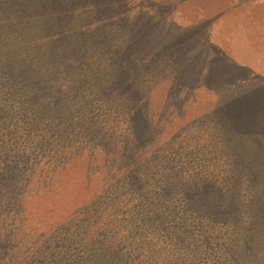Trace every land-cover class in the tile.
I'll use <instances>...</instances> for the list:
<instances>
[{"label": "trees", "instance_id": "1", "mask_svg": "<svg viewBox=\"0 0 264 264\" xmlns=\"http://www.w3.org/2000/svg\"><path fill=\"white\" fill-rule=\"evenodd\" d=\"M176 1L0 0V264H133L140 246H121L143 228L174 243L167 264H264V77L173 23ZM165 83L203 132L174 141L194 163L216 145L227 166L163 153L149 97ZM203 90L215 105L185 120ZM72 179L77 198L94 188L81 207L64 201Z\"/></svg>", "mask_w": 264, "mask_h": 264}, {"label": "rangeland", "instance_id": "2", "mask_svg": "<svg viewBox=\"0 0 264 264\" xmlns=\"http://www.w3.org/2000/svg\"><path fill=\"white\" fill-rule=\"evenodd\" d=\"M170 1L169 3H171ZM177 4L173 8L171 21L182 28H188L191 32L203 29L208 35L206 38L210 39L211 42L216 45L221 51L230 56L238 64L248 68L253 73H258L264 77V0H177ZM170 5V4H169ZM203 23L201 26L200 24ZM208 24V25H206ZM199 26V27H198ZM203 26V27H202ZM169 83H165L162 86L156 88L149 97V104L151 112L154 117V122H159V128L162 129L166 138H174L176 135L187 128L184 123L180 124L177 113L174 110V106L171 101L168 102V91ZM188 102L183 107V112L185 120L194 118L197 115L200 116L206 113L210 108L215 105V98L207 91H198L196 93L195 103ZM191 134L203 135L201 130H197L196 127L188 128ZM214 139V137H212ZM170 140L168 142V153L165 154H175V160H179L183 167L187 165L193 172L200 169L201 166L213 163V165L227 166V160L223 155L219 154L218 146H211L207 149V155L201 157L198 162L194 163L195 160L191 158L192 145L186 141H174ZM18 144L15 152L19 151V141L16 140ZM166 145V144H165ZM79 146V145H78ZM0 147L3 149L4 144L1 141ZM164 147V146H163ZM162 147V148H163ZM28 153L34 150L36 153V148L29 144L27 147ZM32 151V156L29 161L33 163L34 158H36L35 152ZM189 155V156H188ZM11 159V158H10ZM9 159V160H10ZM26 160V159H25ZM185 163V164H184ZM30 165V164H29ZM223 174V173H222ZM65 181V180H61ZM74 179L67 180L65 186L67 197H64V201L67 199L77 198L75 197L78 193L73 191L70 187L73 185ZM56 181L54 180V183ZM93 185L89 186L90 190L82 192L76 199L77 202H81V205L88 202L91 196ZM94 189V188H93ZM125 204L133 200L132 197L125 198ZM85 201V202H84ZM81 209H84L82 207ZM36 205L32 204L29 207V211H34ZM38 212V210H37ZM125 211L121 212V217L118 220L120 224H109L114 230H123L125 224L121 221L124 219ZM48 214V213H47ZM62 212L55 211L51 218L52 224L57 223L62 217L66 216ZM134 228L136 227L133 226ZM125 236V235H124ZM128 236L131 240L126 245L124 243L121 246V251L124 254H129L132 251V242L136 243V247L140 246V250L133 252L134 255L131 259L133 264H141V262L146 257V252L155 246H158L159 250L154 258L160 260V264H167L168 258L172 251L175 250L174 243L166 238L165 235L161 233H156L154 231H148L143 228L136 231L129 232ZM149 243V244H148ZM142 244L146 247H142ZM135 249V248H134ZM136 251V249H135ZM209 264L213 261H207Z\"/></svg>", "mask_w": 264, "mask_h": 264}]
</instances>
